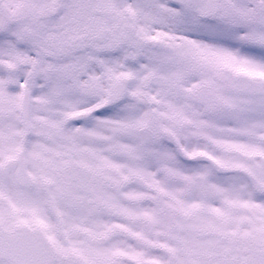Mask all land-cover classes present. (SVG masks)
I'll return each mask as SVG.
<instances>
[{"label": "snow or ice", "instance_id": "1", "mask_svg": "<svg viewBox=\"0 0 264 264\" xmlns=\"http://www.w3.org/2000/svg\"><path fill=\"white\" fill-rule=\"evenodd\" d=\"M0 264H264V0H0Z\"/></svg>", "mask_w": 264, "mask_h": 264}]
</instances>
